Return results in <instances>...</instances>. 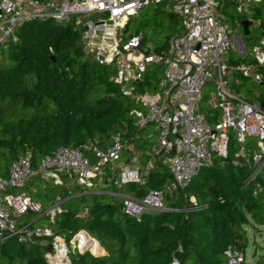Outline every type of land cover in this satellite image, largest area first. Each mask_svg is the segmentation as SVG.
Here are the masks:
<instances>
[{"label": "built area", "instance_id": "built-area-1", "mask_svg": "<svg viewBox=\"0 0 264 264\" xmlns=\"http://www.w3.org/2000/svg\"><path fill=\"white\" fill-rule=\"evenodd\" d=\"M229 1L239 10L247 11L252 4L264 0H0V54L2 49L18 40L17 30L24 23L50 20L71 23L81 29V43L86 54L101 66H110L114 74L110 81L119 87L120 94L138 105L132 113L134 125L152 126L157 130L156 144L149 151V160L141 167L139 155L121 134L110 138L101 149L91 142L80 147L60 146L52 155L41 159L37 167L31 164L30 153L13 161L5 177L0 176V244L17 239L33 243L38 238L51 240L44 258L47 264H70V250L79 254L76 233L67 242L48 226L31 225L46 218L53 224L62 213L59 199L46 209L24 194L13 189L23 188L34 177L61 184V175H68L76 185L92 189L106 181L122 190L128 183L139 184L156 158L161 159L170 180L164 190H149L141 198L134 193L115 192L125 214L139 221L146 211L169 210L168 194L182 190L200 167L211 165L213 156L225 157L232 136L241 158L249 170L248 182L256 192L264 191L257 181L264 169V112L259 104L249 103L229 89V77L239 74L264 85V35L246 51L245 36L237 37L225 22L219 2ZM149 5L163 7L179 20V33L172 36L164 50L156 51L143 44L144 35L125 32L130 18L136 17ZM249 36V35H248ZM252 40V39H251ZM234 52L240 59L250 61L230 64L227 56ZM150 66H161L163 77L157 91L140 93L135 83L140 82ZM209 82L215 85V97L210 108L219 110L217 121L209 123L207 113L200 110L202 88ZM253 140L254 146L248 141ZM248 143V144H247ZM247 147V148H246ZM126 152L128 159L121 164ZM89 153L93 161L86 155ZM235 165L237 162H233ZM110 166V174L105 167ZM6 193L2 197V194ZM191 203H195L190 198ZM26 214H37L30 224L19 225ZM87 209H80L75 217L81 218ZM92 239V238H91ZM227 264H244L242 254L226 251ZM171 264H178L175 260Z\"/></svg>", "mask_w": 264, "mask_h": 264}, {"label": "trees", "instance_id": "trees-1", "mask_svg": "<svg viewBox=\"0 0 264 264\" xmlns=\"http://www.w3.org/2000/svg\"><path fill=\"white\" fill-rule=\"evenodd\" d=\"M161 13L179 23L163 7L157 9V14ZM258 14L254 8L252 16ZM261 26L260 23L258 28ZM177 33L178 29L154 49L164 50ZM17 37V42L10 43L0 54V60L7 56L11 62L8 67L0 66V161L9 159L11 164L29 152L35 168L60 146L76 148L91 142L103 149L117 134L133 145L150 128L134 125L132 111L138 105L123 97L119 87L110 81V66L82 61L86 52L81 43V29L71 23L32 21L20 26ZM145 40L144 37V45ZM230 53V64L246 63L245 59L233 61ZM162 70L161 66L148 67L142 80L135 83L136 91H157ZM260 72L264 75V69ZM238 79L245 78L238 74ZM99 87L105 89L106 95L87 103L86 97ZM17 105L32 109V115L18 116ZM215 111L207 110L209 123L217 121ZM139 147L143 168L150 157V150L146 152L148 141ZM237 150L231 136L225 157L214 155L212 164L200 167L182 190L168 194L169 210L146 211L139 221L123 212L119 198L104 202L113 187L111 181L83 189L68 175H61V184L55 182L61 192L53 200L45 197L41 204L46 209L49 206H45L46 202L62 201V213L48 227L67 242L84 231L102 249L97 257L70 250V264H171L173 260L178 264H188L190 260L195 264H227V250L244 255L248 245L246 228L253 222L264 225V191L256 192L254 183L248 182L249 170L241 158L235 157ZM86 155L94 160L91 154ZM7 171L0 162L1 176H6ZM169 180L166 167L156 158L142 183H128L122 189L141 198L149 190L166 189ZM257 181L264 187V169ZM82 208L87 209V214L75 217ZM43 242L47 245L41 250ZM50 242L48 238H38L33 243L10 239L0 244V264H47L44 254Z\"/></svg>", "mask_w": 264, "mask_h": 264}, {"label": "rangeland", "instance_id": "rangeland-1", "mask_svg": "<svg viewBox=\"0 0 264 264\" xmlns=\"http://www.w3.org/2000/svg\"><path fill=\"white\" fill-rule=\"evenodd\" d=\"M159 6L149 5L146 8H143L140 13L133 18H130L129 25H128V33H135L139 30L144 37L146 38V46L150 48H154L156 45L161 44L166 37L171 36L175 33V30L178 29L179 31V23L175 24L172 22L169 15L165 13L157 14V9ZM256 8L259 14L255 17L252 16L253 9ZM219 10L224 14L225 22L231 28L233 33L239 37L243 36V31L240 26V21L244 18L250 19L251 26L249 28L250 33L249 37L252 39L253 42L258 43L260 39L261 32L264 30V2L260 4H252L247 11L239 10L235 5L230 3L229 1L219 2ZM262 24L261 28L258 26ZM251 50L250 45H246V51L249 53ZM230 56L233 60L239 61L240 58L234 52L230 53ZM229 58V56H227ZM93 60V57L85 54L82 61ZM250 61V58L246 60V63ZM243 64V63H241ZM11 65L10 60L8 57L5 56L4 59L0 60V66L8 67ZM163 69V68H162ZM149 71H152L149 68ZM114 74L113 68L110 70V76ZM160 79L163 77V70L162 74L158 76ZM229 89L245 98L249 103L252 104H259L260 102H264V85L257 84L253 82L251 79H238V74H234L229 77ZM106 95V91L104 88H98L95 91L91 92L86 97L87 103H94L96 100L104 97ZM202 95L203 101L199 105L200 110L202 112H207V110H211L210 102L215 97V85L213 82L207 83L202 88ZM17 115L22 117H30L33 113L32 109H22L20 105H17ZM217 115H220V111H215ZM148 136V129L143 131V134L140 135L138 141L133 144L135 147L136 153H141L139 151L140 147L145 141H147ZM248 143L253 147L254 141L249 140ZM247 143V144H248ZM149 147V145H148ZM247 148V147H246ZM126 157V155H124ZM1 163L4 164L7 168H9L10 161L8 160H1ZM237 162V160H235ZM105 171L107 174H110V166L105 167ZM2 174H0L1 176ZM5 177V176H2ZM65 186L66 183H65ZM61 192V188L56 185L55 181L48 180L46 181H39L38 177H34L30 180L28 184H26L23 188H15L13 189V193L17 194H24L31 198V200L42 204L47 197L48 201L51 199L53 200L58 193ZM109 194L107 197L104 198L105 203H111L114 201L115 196L112 194L115 192H119L121 194L128 193L124 188L122 190H116L113 187L109 188ZM6 195V193L2 194V197ZM90 199V196L87 197V200ZM51 202V201H50ZM49 205V202H46ZM37 218V214H26L22 216L18 220L19 225H25L32 223ZM49 222L46 218H42L40 222L36 225L41 226H48ZM247 237H248V245L244 251L245 263L244 264H264V225H260L254 223L246 228ZM47 245L46 242L40 244L41 250ZM81 247L82 244H81ZM80 251H84L87 249L93 256H100V252H96L91 250L89 245H85L84 249H81L80 246L78 247ZM87 252V251H86ZM99 253V254H98ZM188 264H195L194 260H190Z\"/></svg>", "mask_w": 264, "mask_h": 264}, {"label": "crops", "instance_id": "crops-1", "mask_svg": "<svg viewBox=\"0 0 264 264\" xmlns=\"http://www.w3.org/2000/svg\"><path fill=\"white\" fill-rule=\"evenodd\" d=\"M248 20L250 21V19H248ZM227 59L229 60V58H227ZM233 61H235V60H233ZM156 137H157V130L154 127L151 126L150 128H148V136H147V139L146 140L148 141L149 149L148 150L146 149V152H148L149 150H151L155 146V144H156ZM138 155H140V154L138 153ZM127 159H128V156L126 155V157H125L124 154H123L121 156V161H120L121 164H125L127 162ZM92 240H94V239H92ZM96 245H97V243H96ZM101 253H102V249H101Z\"/></svg>", "mask_w": 264, "mask_h": 264}, {"label": "water", "instance_id": "water-1", "mask_svg": "<svg viewBox=\"0 0 264 264\" xmlns=\"http://www.w3.org/2000/svg\"><path fill=\"white\" fill-rule=\"evenodd\" d=\"M240 26L242 28L243 31V35L246 37L245 41L248 45L252 46L253 42L251 40V38L248 36L249 35V27L251 26V21H249L248 19L244 18L240 21ZM260 108L261 110L264 112V102H260Z\"/></svg>", "mask_w": 264, "mask_h": 264}, {"label": "bare ground", "instance_id": "bare-ground-1", "mask_svg": "<svg viewBox=\"0 0 264 264\" xmlns=\"http://www.w3.org/2000/svg\"><path fill=\"white\" fill-rule=\"evenodd\" d=\"M77 239L80 241L79 246L81 249H84L85 245H89L91 250L96 251V252L101 251V249L96 245V243L90 238H88L83 232L77 236ZM81 244L83 247H81Z\"/></svg>", "mask_w": 264, "mask_h": 264}]
</instances>
